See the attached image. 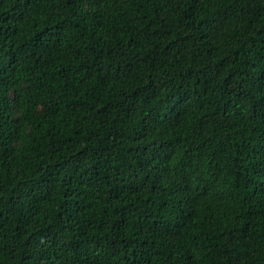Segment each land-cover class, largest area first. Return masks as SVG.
<instances>
[{
    "label": "trees",
    "instance_id": "16d2710c",
    "mask_svg": "<svg viewBox=\"0 0 264 264\" xmlns=\"http://www.w3.org/2000/svg\"><path fill=\"white\" fill-rule=\"evenodd\" d=\"M0 264H264V0H0Z\"/></svg>",
    "mask_w": 264,
    "mask_h": 264
}]
</instances>
